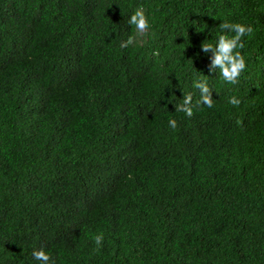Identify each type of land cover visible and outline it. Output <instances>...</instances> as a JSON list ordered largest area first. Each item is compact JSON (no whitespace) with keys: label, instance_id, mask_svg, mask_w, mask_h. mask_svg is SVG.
I'll return each mask as SVG.
<instances>
[{"label":"trees","instance_id":"trees-1","mask_svg":"<svg viewBox=\"0 0 264 264\" xmlns=\"http://www.w3.org/2000/svg\"><path fill=\"white\" fill-rule=\"evenodd\" d=\"M141 5L149 31L121 48ZM225 21L254 30L237 85L201 50ZM202 75L213 107L175 111ZM41 248L49 264H264V0H0V264Z\"/></svg>","mask_w":264,"mask_h":264},{"label":"clouds","instance_id":"clouds-1","mask_svg":"<svg viewBox=\"0 0 264 264\" xmlns=\"http://www.w3.org/2000/svg\"><path fill=\"white\" fill-rule=\"evenodd\" d=\"M128 24L135 27L136 35L129 36L126 41H122L121 48H126L134 45L137 42V36H143L148 33L150 24L148 16L146 15L144 7L141 5L136 8L134 13L128 19ZM223 34L218 36L215 45L207 43L206 40L201 44V50L204 53L212 51L214 57L212 59L210 70L216 72L219 70V76L222 80L228 84H239V78L241 74L247 68V62L241 51L238 49L244 48L243 37L245 35L251 36L253 34V28L241 23L222 22L219 25ZM228 33H233L229 35ZM158 55L159 53H155ZM194 87L200 90V99L193 105V96L191 93L184 94V98L181 103L175 104V111L183 112L187 117L191 118L194 115V107H199L201 104L211 108L213 107V91L209 87L207 79L201 77L196 80ZM229 103L233 106L239 107L241 101L232 96L229 99ZM169 126L173 129L177 127V121L175 119L169 120ZM103 234H97L94 237V242L97 245L96 251L99 250V246L103 243ZM32 256L35 260L40 261L41 264H49L51 261L50 255L43 249L34 250ZM52 264H55L52 261Z\"/></svg>","mask_w":264,"mask_h":264}]
</instances>
